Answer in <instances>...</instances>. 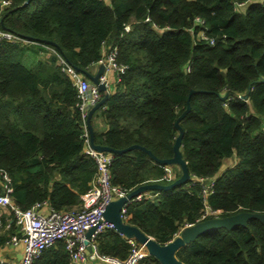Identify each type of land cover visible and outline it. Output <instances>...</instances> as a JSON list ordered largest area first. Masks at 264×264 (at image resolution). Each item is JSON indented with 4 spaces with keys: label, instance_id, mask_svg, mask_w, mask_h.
I'll return each instance as SVG.
<instances>
[{
    "label": "trees",
    "instance_id": "1",
    "mask_svg": "<svg viewBox=\"0 0 264 264\" xmlns=\"http://www.w3.org/2000/svg\"><path fill=\"white\" fill-rule=\"evenodd\" d=\"M0 25L54 46L84 73L104 46L118 47V61L128 68L91 118L99 145L121 150L138 144L158 158L173 157L175 123L195 90L180 120V151L190 174L214 178L208 199L220 217L264 213V1L11 0ZM29 47L0 42V193L7 173L22 209L44 200L60 211L81 209L97 166L84 152L77 90L57 56L24 63ZM97 116L107 125L103 132L95 128ZM234 156L235 164L222 171ZM167 166L141 148L114 153L112 183L128 189L168 184L181 171L167 178ZM154 191V198L126 205L125 221L159 243L201 218L199 185ZM9 225L0 245L17 231L14 221ZM96 243L103 255L126 259L131 252L127 237L112 228ZM176 256L185 264H264V220L206 231ZM33 264L71 263L60 240ZM139 264L161 262L148 254Z\"/></svg>",
    "mask_w": 264,
    "mask_h": 264
},
{
    "label": "built area",
    "instance_id": "2",
    "mask_svg": "<svg viewBox=\"0 0 264 264\" xmlns=\"http://www.w3.org/2000/svg\"><path fill=\"white\" fill-rule=\"evenodd\" d=\"M10 4L11 0H0V15L4 7ZM146 20H149V18ZM196 21L204 23L201 18H197ZM130 29V25L125 26V30L129 31ZM201 34L204 38H207L204 31ZM2 41L19 43L22 46H35L41 59H47L51 55L57 56L61 70L70 76L77 90L78 107L81 112L85 143L84 152L95 160L97 166L91 186L83 196L82 208L65 211L56 209L47 200L37 202L27 209L18 207L11 195L13 192L10 184L11 178L7 173H2L5 182L3 184V192L0 193V206L7 207L11 211L13 220L18 227V233L12 235L8 243L15 246L20 245L23 250L22 258L17 264H33L46 248L55 245L60 240L65 244L71 264H80L89 260L99 261L102 264H139L148 255V251H145V247L135 237H127L131 244V252L126 259L101 254L96 243V237L100 232L106 228L115 229L114 224L105 218V211L109 203L126 196L132 190L112 183L111 165L114 153L99 151L93 147L87 123L89 111L103 97V91L100 89L99 84H104L110 91L112 89L111 74H115L116 83L128 68L127 64H122L118 61V47L113 46L107 49L104 46L103 56L91 64V67L97 65L104 67L98 78L99 83H95L86 73L79 71L67 62L54 46L21 36L13 31L4 29L0 25V42ZM210 43H214L213 38L210 39ZM171 166L166 167L167 173L165 175V177L170 179L177 173ZM195 185L201 187L204 203V209L199 221L205 220L210 216L220 217L221 210L213 209L208 199L214 189V178L194 177L191 175L187 187L190 188ZM155 196L157 195L147 191L129 200L122 207V219L125 221L127 218L126 205L129 202L135 199L141 200L143 197L154 198ZM94 226L96 228L89 239L93 249L90 252L85 242L86 231ZM0 264L13 263L2 260Z\"/></svg>",
    "mask_w": 264,
    "mask_h": 264
},
{
    "label": "water",
    "instance_id": "3",
    "mask_svg": "<svg viewBox=\"0 0 264 264\" xmlns=\"http://www.w3.org/2000/svg\"><path fill=\"white\" fill-rule=\"evenodd\" d=\"M27 2V1H26ZM93 82L99 83V75L101 74V70L96 75H91L90 73H86ZM100 89L103 91V97L102 99L92 107V109L89 111L87 123L88 128L90 132V139L93 147L99 151H106L111 153H124L134 148H141L145 150L150 157L156 162L161 165H177L181 169V175L176 178L174 181L168 184H161V183H146L139 185L138 187L132 189L126 196L120 197L117 200H113L109 203L107 206V209L105 211V218L107 221L112 222L115 226V229L117 232L125 235L126 237H135L138 242H140L146 249L148 250V254L155 256L161 264H185L183 261H181L177 256L176 252L183 246L189 244L193 240H195L199 235L202 233L219 229V228H232L239 224H246L247 221L251 218H257L260 220H264V213H252V212H239L234 215L230 216H222V217H213V218H207L202 221H198L197 223L187 225L185 226L178 235H176L173 239H171L167 243H159L156 241V239L142 231L139 227L136 225H132L124 221L121 217V210L122 207L131 199L136 197L137 195L151 191V190H170L173 189L176 186L187 184L188 181L191 178V174L189 171L188 163L183 158V155L180 151V143L182 141V137L184 134V128L180 124L181 118L186 115L190 111V97L195 90H191L187 99V106L186 109L182 112V114L177 118L175 126L179 130V135L176 138V141L174 143V156L170 158L161 159L158 158L153 154V152L149 149H146L145 147L135 144L132 146H129L125 149L116 150L108 146L99 145L94 140V129L91 124V118L94 114V112L99 109L101 106H103L108 97H109V91L106 88L104 84H99ZM227 95H224L223 98L225 99ZM96 226L91 227L86 231V244L88 247V250L91 252L92 245L90 244V237L93 234Z\"/></svg>",
    "mask_w": 264,
    "mask_h": 264
},
{
    "label": "crops",
    "instance_id": "4",
    "mask_svg": "<svg viewBox=\"0 0 264 264\" xmlns=\"http://www.w3.org/2000/svg\"><path fill=\"white\" fill-rule=\"evenodd\" d=\"M39 59H41V58L39 57L37 49L35 46H30L23 54V62L29 66L36 65L37 62L39 61ZM93 67L96 68V72L92 73L91 69ZM100 70L102 72L104 70V67L101 65L92 66V67H90L88 73H90L91 75H96L97 73H99ZM115 80H116L115 74L112 73L110 76V81L112 83L111 84L112 89L115 87ZM94 120H95L94 121L95 128L98 131L103 132L107 129V125L98 116L95 117ZM221 170H222V168H221ZM158 193L159 192L153 193V194L158 195ZM0 221H1V223H0V234L9 233V230H10L9 223L13 222L14 220H13V215L11 214V211L7 207L0 206ZM17 233H18V227H17V231H15L12 235L17 234ZM22 252H23L22 246H20V245L15 246V245L8 243V241H7L4 245H0V261L3 260V261L11 262L13 264H17V263H19V261L22 258ZM80 264H102V263L99 261H90L89 260L87 262H83Z\"/></svg>",
    "mask_w": 264,
    "mask_h": 264
},
{
    "label": "rangeland",
    "instance_id": "5",
    "mask_svg": "<svg viewBox=\"0 0 264 264\" xmlns=\"http://www.w3.org/2000/svg\"><path fill=\"white\" fill-rule=\"evenodd\" d=\"M91 71H92V73L93 72H96V68L95 67H93L92 69H91ZM99 117V116H98ZM100 118V117H99ZM101 119V118H100ZM235 162H236V157L234 156V157H230V158H227L225 161H224V164H223V166H222V170H224V169H226L227 167H230V166H233L234 164H235ZM171 167H173L175 170H176V172L177 171H181V169L179 168V166H175V165H172ZM149 192H153V193H155V191L154 190H151V191H149ZM145 251H148L147 249H146V247H145Z\"/></svg>",
    "mask_w": 264,
    "mask_h": 264
}]
</instances>
